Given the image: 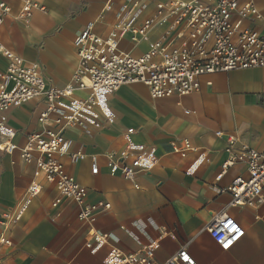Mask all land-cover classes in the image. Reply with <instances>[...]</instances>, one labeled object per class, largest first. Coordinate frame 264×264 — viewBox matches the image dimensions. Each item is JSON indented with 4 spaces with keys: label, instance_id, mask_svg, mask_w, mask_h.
<instances>
[{
    "label": "crops",
    "instance_id": "obj_1",
    "mask_svg": "<svg viewBox=\"0 0 264 264\" xmlns=\"http://www.w3.org/2000/svg\"><path fill=\"white\" fill-rule=\"evenodd\" d=\"M0 1L9 7L0 23L5 49L38 63L47 86L73 85L74 95L83 98L88 90L75 85L79 59L74 39L87 22H94L93 33L106 37L122 5L135 3L136 26L147 17L153 21L136 40L130 33L121 36L117 50L137 57L167 32L175 17L168 11L169 0H33L44 9L29 17L21 14L23 0ZM252 1L262 17L244 25L264 32V0ZM160 2L167 4L162 12L156 9ZM8 63L0 51V73ZM199 83L186 95L161 98H152L142 83L122 84L108 99L111 122L100 119L97 126L63 129L70 144L59 160L86 188L84 203H109L93 223L107 237L94 252L85 245L79 204L62 198L34 160L21 156L28 135L44 126L38 115L46 100L10 107L6 124L14 131L10 141L17 148L0 151V264H105L112 248L133 253L148 244L155 245L158 263L186 245L199 264H264V205L232 206L231 194L223 191L235 177L247 176L244 163L229 166L217 179L228 157V135L234 136L235 148L246 144L264 155V67L203 74ZM53 117L48 127H53ZM7 139L0 133V142ZM128 143L155 149L152 169L133 177L110 170L106 155L120 153ZM78 151L81 155L73 161L70 153ZM93 155L96 173L91 171ZM31 183L41 186L35 195L29 193ZM219 212L231 215L245 230L227 251L206 230Z\"/></svg>",
    "mask_w": 264,
    "mask_h": 264
},
{
    "label": "built area",
    "instance_id": "obj_2",
    "mask_svg": "<svg viewBox=\"0 0 264 264\" xmlns=\"http://www.w3.org/2000/svg\"><path fill=\"white\" fill-rule=\"evenodd\" d=\"M134 5L133 2L122 5L108 36L93 33L94 22L89 21L75 37L79 59L75 85L88 90V96L84 98L74 95L73 85L47 86L38 63H27L0 42V51L9 57L6 71L0 73V133L8 137L0 142V151L11 152L17 148L10 141L14 131L6 124L10 107L44 98L45 107L38 115L44 126L28 135L25 145L20 148L21 156L27 162L34 160L42 171V177L56 186L62 198L79 204L78 218L86 224L85 245L92 252L107 240L106 234L96 231L93 223L97 213L107 209L109 203H84L86 188L75 181L59 160L60 154L68 153L70 144L62 135L63 129L85 123L97 126L100 119L111 122L114 113L108 99L122 84L142 83L148 87L152 98H161L197 90L199 76L203 74L264 67V32L244 25L246 20L262 17L252 0H169L168 11L175 17L167 32L137 57L117 50L121 36L130 33L132 40H136L153 21L152 17H147L140 26H136ZM166 5L157 3L156 9L162 12ZM8 9V5L0 1V23ZM35 9L44 7L33 0H23L22 16L29 17ZM52 114L53 127H48ZM220 133L215 132L216 135ZM234 139L228 135L229 144L225 148L228 157L222 163L217 179L229 166L244 163L247 176L235 177L223 189L231 194L229 204L236 207L264 205V155L246 144L235 148ZM32 151L38 155L34 156ZM80 155L79 151L70 153L73 161ZM106 158L110 170H119L126 177L149 171L157 159L153 147L131 143L120 153H110ZM97 170L96 156L93 155L91 171L96 173ZM40 189L39 183H31L28 190L35 195ZM206 230L224 251L230 249L245 232L240 223L226 212L213 215ZM154 250L153 244L143 245L133 253L112 248L103 261L105 264H199L186 245L161 263L155 261Z\"/></svg>",
    "mask_w": 264,
    "mask_h": 264
}]
</instances>
